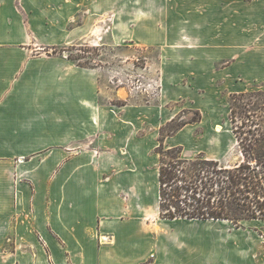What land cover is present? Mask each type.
<instances>
[{
    "label": "crops",
    "instance_id": "crops-1",
    "mask_svg": "<svg viewBox=\"0 0 264 264\" xmlns=\"http://www.w3.org/2000/svg\"><path fill=\"white\" fill-rule=\"evenodd\" d=\"M98 5L0 0V264H264V219L244 220L253 229L243 224L216 240H151L146 233L160 214L159 168L151 166L165 123L199 111L200 121L164 139L166 148L177 147L178 135L216 129L206 120L229 115L230 98L264 89V0H172L170 75L150 101L53 52L83 38L82 25L69 26L96 21ZM147 35L148 45L166 43ZM215 133L235 134L226 123ZM235 138L215 139V150L199 153L225 163L239 146ZM73 174L75 198L89 197V180L104 185L93 196L119 206L123 223H135V238L118 237L124 228L105 220L69 224L77 217L66 203ZM91 211L85 206L80 216ZM177 220L186 219L166 221Z\"/></svg>",
    "mask_w": 264,
    "mask_h": 264
},
{
    "label": "rangeland",
    "instance_id": "rangeland-1",
    "mask_svg": "<svg viewBox=\"0 0 264 264\" xmlns=\"http://www.w3.org/2000/svg\"><path fill=\"white\" fill-rule=\"evenodd\" d=\"M96 1V0H93ZM98 1V18L93 23H80L78 20L70 24L69 27L81 26L83 38L58 47L53 50L67 57L70 61L77 65L98 69L100 78L108 81L115 88H122L125 94H132L135 97L140 95L146 101H150L152 96H159L162 93V82L169 79L171 55L166 52L169 50L170 33L172 30V0H97ZM112 2V3H111ZM88 8H84V15L87 14ZM104 20V22H101ZM96 26H101L99 34H93V29ZM163 36L164 44L161 46L148 45L146 36ZM140 35L142 37L140 38ZM157 35V36H156ZM131 37L130 39H127ZM158 38V37H157ZM146 39V40H145ZM155 40V39H154ZM149 41V40H148ZM157 41V40H156ZM259 87H261L259 85ZM231 112L229 115L223 113L219 119L206 120L212 125H221L225 123L227 127L234 131L233 133L217 134L215 130L210 133H204L203 127H198L192 134L178 135V142L182 148V153L178 151H170V157L182 156L186 159H195L202 155L200 150L208 149L215 150L216 145L213 141L220 139L237 138L238 147H235L225 164L235 166L245 160V148L249 150V159L253 166L256 165V160L259 158L264 162V89L258 88L249 91L246 94L236 95L230 98ZM232 109L234 112L232 113ZM201 115L199 111L184 110L173 121L165 123L158 144H161L167 136H172L177 133L184 123L200 121ZM166 121V119H164ZM210 121V122H209ZM217 127V126H214ZM235 138V139H236ZM164 144V143H163ZM245 147V148H244ZM218 149V148H217ZM168 148L162 146L156 150L161 151L165 157ZM153 163L151 168H159L161 157L160 153H154ZM252 157V158H251ZM75 162L71 161L67 169H71L70 165ZM264 166L260 167L262 172ZM80 178V176H79ZM74 174L69 180L68 196L66 203L72 209V212L77 216L76 219L69 221V224H74L76 228H83L85 225L99 224L98 221L105 220L118 228H124L123 232H118V237L123 233L124 238L131 240L135 238L134 222L127 221L123 223L121 217H126L124 211L120 207L105 206L104 200H101L103 195L98 198L93 196L95 187L100 189L98 183L89 180L87 183L90 191L89 197L84 200L76 199V195L71 193L75 182ZM57 194V193H56ZM53 194V196H56ZM58 197V196H57ZM56 198V197H54ZM160 203V200H159ZM87 206L92 211L90 216H80L83 208ZM160 208V207H159ZM147 212L143 216L147 218ZM170 219L161 218V212L155 218L148 221L147 238L154 240L158 239H178L180 242H190L195 240L205 239H223L225 233L234 230L243 224L248 229H253V221L243 220L238 223L228 221L227 223L215 222H189L187 220L166 221ZM74 221V222H73ZM147 221V220H146ZM170 224L169 227L166 225ZM264 224V222H263ZM70 228V226H68ZM155 228L159 230L155 231ZM257 228V227H256ZM159 232V233H158ZM226 238L235 239V234ZM66 236L65 233H63ZM162 235V237H160ZM229 241V240H228ZM184 242V243H185ZM233 245V244H232ZM184 254H188L184 251ZM153 258V255H151ZM153 260V259H152ZM100 264H114L112 262H104L100 260ZM106 261V260H105ZM85 264H94L86 262Z\"/></svg>",
    "mask_w": 264,
    "mask_h": 264
},
{
    "label": "trees",
    "instance_id": "trees-1",
    "mask_svg": "<svg viewBox=\"0 0 264 264\" xmlns=\"http://www.w3.org/2000/svg\"><path fill=\"white\" fill-rule=\"evenodd\" d=\"M234 110L232 109V113ZM164 140L158 148L162 147ZM245 148V147H244ZM182 153L180 146L169 148L159 165V200L163 219L243 220L264 219V162L253 166L249 150L235 166L202 155L195 159L170 157ZM264 158V155L262 156Z\"/></svg>",
    "mask_w": 264,
    "mask_h": 264
},
{
    "label": "bare ground",
    "instance_id": "bare-ground-1",
    "mask_svg": "<svg viewBox=\"0 0 264 264\" xmlns=\"http://www.w3.org/2000/svg\"><path fill=\"white\" fill-rule=\"evenodd\" d=\"M99 31H100V29L98 28L97 30H96V33H99ZM222 129H223V126H221V125H217V127H216V130L218 131V132H222ZM210 221H225V220H213V219H211ZM224 223V222H223Z\"/></svg>",
    "mask_w": 264,
    "mask_h": 264
}]
</instances>
